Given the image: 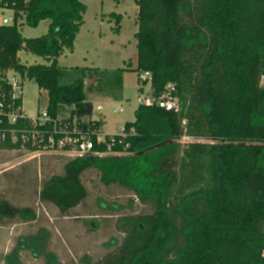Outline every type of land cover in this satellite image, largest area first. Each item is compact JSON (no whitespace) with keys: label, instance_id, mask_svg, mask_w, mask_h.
Returning <instances> with one entry per match:
<instances>
[{"label":"trees","instance_id":"trees-1","mask_svg":"<svg viewBox=\"0 0 264 264\" xmlns=\"http://www.w3.org/2000/svg\"><path fill=\"white\" fill-rule=\"evenodd\" d=\"M5 2L15 15L12 24H0V98L8 89L6 74L20 73L48 91L53 118L72 108L69 120L89 133L96 150L107 151L114 138L112 151L124 154L69 160L63 174L43 182L40 202L63 215L81 206L88 197L82 176L93 169L105 186L123 187L153 207L126 216L116 251L89 264H264V0H135L136 71L152 73L144 81L152 99L168 90L179 110L140 103L123 134L106 135L102 144L96 139L104 122L92 118L84 81L92 82L89 93L101 82L121 86L125 69L58 64L74 50L86 4ZM109 16L120 34L124 16ZM20 19L32 27L50 20L48 31L26 38ZM21 50L50 64L25 65ZM23 125L30 128L28 120ZM184 137L192 140L184 143ZM21 146L10 134L0 142V148ZM6 219L34 221L35 213L0 198V223ZM33 238L47 241L40 234Z\"/></svg>","mask_w":264,"mask_h":264},{"label":"rangeland","instance_id":"rangeland-1","mask_svg":"<svg viewBox=\"0 0 264 264\" xmlns=\"http://www.w3.org/2000/svg\"><path fill=\"white\" fill-rule=\"evenodd\" d=\"M82 1L87 6L84 25L74 50L66 52L60 64L98 67L109 72L125 69L121 86L101 82L99 91L89 93L87 87L92 82L84 81L87 98L94 103L92 118L104 122L101 137L120 134L126 122L135 121L140 100L143 99L144 104L152 101L151 84L141 82L136 71L139 56L135 20L139 7L135 0ZM111 13L124 16L120 34L112 29L116 24L109 16ZM14 15L11 9L0 7V24L5 18L12 24ZM18 24L24 37L35 38L47 33L50 20L41 21L37 27L28 25L25 19H20ZM18 56L21 63L28 66L50 64L45 58L26 50H21ZM12 74L8 73L9 76ZM261 85L264 86V77ZM47 92L40 90L33 80L24 79L22 101L27 116L35 117L38 112L46 111ZM71 111L72 108L64 107L59 116H70ZM191 140L190 137L182 139L184 143ZM76 157V154L69 153H37L25 147L0 148V198L14 207L29 208L35 213L34 221L6 219L0 223V264H89L101 261L114 253L124 238L121 224L126 216L153 211L151 205H142L123 187L105 186L100 174L93 169L82 176L88 190L86 201L67 216L54 205L41 203L39 192L43 182L53 175L63 174L65 163ZM38 234L47 238L46 243L33 238Z\"/></svg>","mask_w":264,"mask_h":264},{"label":"built area","instance_id":"built-area-1","mask_svg":"<svg viewBox=\"0 0 264 264\" xmlns=\"http://www.w3.org/2000/svg\"><path fill=\"white\" fill-rule=\"evenodd\" d=\"M0 5L4 8L8 5L5 0H0ZM14 21V18L12 19ZM10 20L5 18L3 24H9ZM11 76L6 74V86L8 89L2 91L0 98V142L6 140V135L10 134L12 143L21 141V147L36 148L37 153H63L76 154L77 157L82 156H98L104 157L108 155H121L122 153L113 152L112 146L115 139L111 138L107 151H98L95 149V143L90 138L89 133L85 132L76 120L70 121V116L53 118L48 110L38 112L35 117H29L23 109L22 89L24 79L20 73L10 71ZM139 76L141 82L151 80V72H142ZM167 89H172L169 85ZM144 103L143 99L140 100ZM156 103L164 110H179V104L176 97L166 90L165 93L157 98L152 99L149 103ZM98 109H101L99 107ZM114 112H117L115 109ZM29 121L30 128L23 125L25 121ZM23 122V123H21ZM19 128L16 126L20 125ZM3 126V127H2ZM121 132L119 135H122ZM20 135V136H19ZM101 133L97 134L96 142L98 144L105 143V136L101 137ZM118 135V134H115Z\"/></svg>","mask_w":264,"mask_h":264},{"label":"crops","instance_id":"crops-1","mask_svg":"<svg viewBox=\"0 0 264 264\" xmlns=\"http://www.w3.org/2000/svg\"><path fill=\"white\" fill-rule=\"evenodd\" d=\"M78 36H79V35H78ZM78 36H77V37H78ZM64 56H65V54H63L62 56H60L59 59H58V64H59L60 66H61V64H60L61 61H60V60H61ZM63 67H69V66H63ZM71 67H74V66H71ZM91 102H92V101H91ZM92 103H93V102H92ZM93 104H94V103H93ZM103 127H104V126H102V129H103ZM102 129H101V130H102ZM102 131H103V130H102ZM101 133H102V132H101ZM109 135H110V134H109Z\"/></svg>","mask_w":264,"mask_h":264}]
</instances>
